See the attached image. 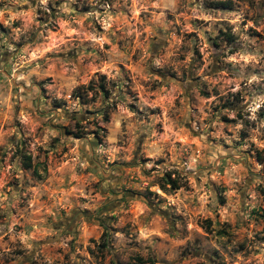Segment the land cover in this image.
<instances>
[{
	"label": "rangeland",
	"instance_id": "obj_1",
	"mask_svg": "<svg viewBox=\"0 0 264 264\" xmlns=\"http://www.w3.org/2000/svg\"><path fill=\"white\" fill-rule=\"evenodd\" d=\"M0 26V264H264V0H0Z\"/></svg>",
	"mask_w": 264,
	"mask_h": 264
},
{
	"label": "trees",
	"instance_id": "obj_2",
	"mask_svg": "<svg viewBox=\"0 0 264 264\" xmlns=\"http://www.w3.org/2000/svg\"><path fill=\"white\" fill-rule=\"evenodd\" d=\"M213 5L216 7L228 8L230 6V2L229 1H216L213 3ZM227 38H229L231 40V35L227 34ZM98 82H99L98 89L100 91H102L103 93H105L106 90L104 89V76H100V79ZM77 127H79V126H77ZM75 135H76V137H80V134L78 132H76ZM257 158H258V160L261 161L259 153L257 154ZM23 165L25 168L31 167V162H30L29 156H23ZM161 181H162V183L159 184L161 189H166V185H170L171 189L177 188L176 182L170 178L169 174H166L165 178H162ZM145 262L146 261H144L141 257H136V264H145Z\"/></svg>",
	"mask_w": 264,
	"mask_h": 264
}]
</instances>
